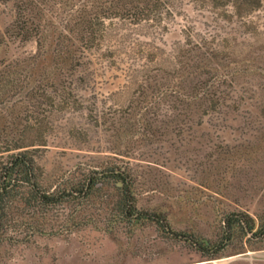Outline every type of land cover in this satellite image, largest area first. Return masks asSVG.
<instances>
[{
    "label": "rangeland",
    "instance_id": "1",
    "mask_svg": "<svg viewBox=\"0 0 264 264\" xmlns=\"http://www.w3.org/2000/svg\"><path fill=\"white\" fill-rule=\"evenodd\" d=\"M4 92L0 182L71 194L16 193L0 264H264V0H0Z\"/></svg>",
    "mask_w": 264,
    "mask_h": 264
},
{
    "label": "trees",
    "instance_id": "2",
    "mask_svg": "<svg viewBox=\"0 0 264 264\" xmlns=\"http://www.w3.org/2000/svg\"><path fill=\"white\" fill-rule=\"evenodd\" d=\"M112 2V1H111ZM20 8V6H18ZM5 94L1 93L0 96ZM8 161L2 167V177L0 182V219L2 218L6 204L9 200L23 187H27L31 192V195L27 201L28 204L39 203L41 206H50L55 205L57 203L62 202L69 196L71 193L67 192L66 189L60 192H51L48 193L43 191L38 180H37V165L35 161L29 156L27 150H21L16 153H12L8 156ZM108 178H116L117 180H121L124 183V188L127 187V182L125 181V176L123 172L119 170L112 169L110 173L105 175ZM95 184H97L94 178L90 179V183L88 185H84L82 189H77V191L82 192L83 189L92 188ZM75 191V189H72ZM133 199L130 195L124 201V205L121 208L122 213L126 217H137L138 218H146V219H154L158 223L164 226L166 219L161 215H148L137 212L132 203ZM133 208V210H132ZM138 214V215H137ZM137 215V216H136ZM252 217H250L246 213H235L231 214L226 218L227 228L229 230V235H232L234 229L237 227L240 228L244 232V234H248L254 230V223L252 221ZM177 234V233H176ZM198 247L203 251H210L209 248L206 247L203 243H197ZM217 251L210 254H216Z\"/></svg>",
    "mask_w": 264,
    "mask_h": 264
},
{
    "label": "crops",
    "instance_id": "3",
    "mask_svg": "<svg viewBox=\"0 0 264 264\" xmlns=\"http://www.w3.org/2000/svg\"><path fill=\"white\" fill-rule=\"evenodd\" d=\"M214 262H217V261H212V263H214ZM220 263V262H219ZM221 264V263H220Z\"/></svg>",
    "mask_w": 264,
    "mask_h": 264
},
{
    "label": "bare ground",
    "instance_id": "4",
    "mask_svg": "<svg viewBox=\"0 0 264 264\" xmlns=\"http://www.w3.org/2000/svg\"><path fill=\"white\" fill-rule=\"evenodd\" d=\"M216 263V262H215ZM216 264H218V263H216Z\"/></svg>",
    "mask_w": 264,
    "mask_h": 264
}]
</instances>
